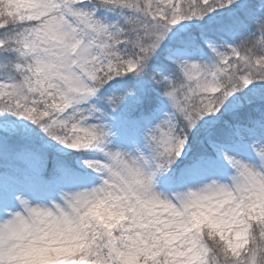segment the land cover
Masks as SVG:
<instances>
[{
  "label": "snow or ice",
  "instance_id": "obj_1",
  "mask_svg": "<svg viewBox=\"0 0 264 264\" xmlns=\"http://www.w3.org/2000/svg\"><path fill=\"white\" fill-rule=\"evenodd\" d=\"M0 264H264V0H0Z\"/></svg>",
  "mask_w": 264,
  "mask_h": 264
}]
</instances>
